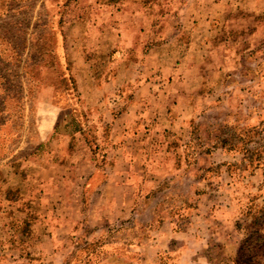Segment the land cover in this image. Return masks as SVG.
Instances as JSON below:
<instances>
[{"label":"rangeland","instance_id":"374dc122","mask_svg":"<svg viewBox=\"0 0 264 264\" xmlns=\"http://www.w3.org/2000/svg\"><path fill=\"white\" fill-rule=\"evenodd\" d=\"M214 1L202 0L203 44L155 26L163 36L140 41L138 69L124 71L122 79L135 84H108L104 103L85 104L83 47L96 70L108 65L107 81L125 55L116 34H130L131 25L119 19V0H0V264H264V225L256 223H264V0L226 10ZM105 33L114 52L108 60L92 39ZM137 83L154 87L141 95ZM70 112L98 162L118 142L133 143L139 155L120 171L139 190L117 220L112 203L102 207L108 225L99 221L90 233L80 217L71 232L62 226L36 242L40 221H58H42L40 209L52 200L42 202L28 156L40 131ZM116 130L131 137L116 141ZM16 174L28 190L14 183ZM65 183L55 187L64 200L53 206L65 218L82 208L86 218L98 199L66 202L76 187ZM72 238L102 242V251L92 255Z\"/></svg>","mask_w":264,"mask_h":264},{"label":"crops","instance_id":"0c3cea01","mask_svg":"<svg viewBox=\"0 0 264 264\" xmlns=\"http://www.w3.org/2000/svg\"><path fill=\"white\" fill-rule=\"evenodd\" d=\"M119 2L118 7H120V10L117 11L119 19L121 21L122 19H128L127 25H131L129 28L130 34H128V31L116 34L119 43L118 49L125 55L116 64L119 73L115 71L116 76L107 81L108 65L101 77L96 78L91 70L92 61L87 59V55H91L89 54L91 49L83 47L80 52H85V59L81 64L84 67L83 72L85 73L80 88L86 93V96H81L82 98L80 97V99L83 102L85 100V104H97L100 100L104 103L105 96L103 94L106 93L105 87L108 84L112 83L114 89L130 87L132 83L135 84L133 80L122 79L124 71L130 68V70L135 69V72L138 69L136 58L140 51V41L160 39L161 35L163 36L164 32L161 30L159 33V30L155 26L165 25L167 29L165 33L169 36H176L177 39L186 32V42L198 41L202 42V44L204 43L203 34L197 28V26L202 25L201 23L206 20L202 17V0H119ZM214 2L213 6L221 10L236 7L235 5H243L246 9V0H215ZM123 26H126V24H122ZM140 26L144 28L143 32L139 30ZM92 39L97 40L101 44L102 49L107 48L106 41L109 39L107 33L98 34L97 38ZM71 45V50L73 51L75 44L72 43ZM95 48L98 47L95 46ZM174 71H178V69L176 68ZM118 75H122L121 78ZM148 87H154V84L146 83L145 86L144 84L137 83L136 85L137 92H141V95L149 93ZM144 88H147V90L143 91ZM86 90L90 91L89 95V92ZM92 94L100 96L92 97ZM174 97L176 96L170 97L172 105L176 102ZM56 117L54 120L52 119L47 130L40 131L39 135L41 138L38 146L28 156L34 162V166L37 167V171L30 179L34 178V183L43 187L41 188L43 190L41 195L42 202H44L46 196H50L52 200V202L49 200L51 202L50 205L48 204L46 207L42 205L40 209V212L44 213V216H41L42 221L45 217L46 221H58L55 224L56 226H52V224L48 225L47 223L43 226L41 221L38 223L42 231L45 230V232L51 233V236H42L43 239L49 240L54 237V231H59L62 226H66V231L71 232L70 227L75 225L80 217L86 220L88 227L99 221H111L109 215L107 216L102 213V207H107L110 203L118 209L113 216L114 219H119L124 212L123 205L129 208L136 197V191L139 190V181L134 182L135 184L130 183L125 178L128 175L127 172L120 171L124 165L130 164L132 166L134 158L139 155H135L133 143L128 148L125 144L118 142L115 146L109 147V149H112V157L107 159L103 156L102 160L104 159V161L98 162L94 155L95 148L91 147V143L81 133L82 130L76 129V120H74L73 113L70 112L61 117L59 115ZM122 117H124L123 113L118 117H112L111 120L116 123ZM121 133L131 137L130 132L126 130L122 132L121 130H116L113 134H110V137L117 141ZM98 163L103 164V167L99 166ZM107 166L112 168L113 171L108 173L104 169ZM64 182H66L65 184H73L72 186L76 187V189L68 190L69 194L66 202L82 201L84 196H89V199L93 202H96L98 199L93 205L88 204L86 218L82 215V208L80 212L79 210L77 211V207L72 208L65 218L62 211H57V208L53 206L55 205L53 202L64 200L59 198L54 192L55 187ZM150 183L152 184V182H143V184ZM46 186L48 187L44 188Z\"/></svg>","mask_w":264,"mask_h":264},{"label":"trees","instance_id":"16d2710c","mask_svg":"<svg viewBox=\"0 0 264 264\" xmlns=\"http://www.w3.org/2000/svg\"><path fill=\"white\" fill-rule=\"evenodd\" d=\"M108 50H107V48H103L102 49V52L104 53V57L106 58V60H108V58H109V55H111L112 53H114V52H107ZM108 63V62H107ZM107 63H105V65L107 64ZM100 66V65H99ZM91 70H92V73H93V75L96 77V78H99V77H101V75H102V73H103V70L102 69H99V70H96V68L95 67H91ZM186 159H187V155H186ZM189 165L191 164L190 162L188 163ZM14 178L16 179V180H14V183L16 184V185H18V188H20L21 186L22 187H24V186H27L28 185V182L25 180V176L24 175H22V174H16V175H14ZM13 181V180H12ZM24 190L26 191V190H28V188H26V187H24ZM83 200V199H82ZM82 202V201H81ZM264 210H262V212H263ZM261 220H262V218H258V220L256 221V223H258L259 225H264V223H262L261 222ZM83 221H84V224H87L86 223V220L85 219H83ZM104 223L106 224V225H108V221H106V220H104ZM88 226H86V229L90 232V233H92V229H90L89 227L87 228ZM90 229V230H89ZM46 233V234H45ZM256 233L259 235H257V240L258 241H260L261 239H262V235H260L259 233H260V230L259 231H256ZM42 236H44V237H46V236H49V234L47 233V232H45V230L44 231H41L40 232V235L39 234H37L36 235V242H41V240L43 239L42 238ZM72 240H74V242L73 243H75V244H78V243H80V242H83L84 243V249H87V250H89V249H91L89 252H90V254L92 253V255H94L93 253H94V251H96L97 253H100L101 251H102V245H103V243L101 242V243H99V245H97V243L98 242H85V241H83L82 239H78V238H72ZM96 252H95V254H96Z\"/></svg>","mask_w":264,"mask_h":264}]
</instances>
